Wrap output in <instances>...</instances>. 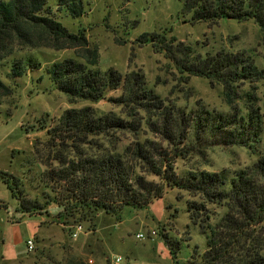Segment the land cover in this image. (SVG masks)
Here are the masks:
<instances>
[{
	"label": "trees",
	"instance_id": "trees-1",
	"mask_svg": "<svg viewBox=\"0 0 264 264\" xmlns=\"http://www.w3.org/2000/svg\"><path fill=\"white\" fill-rule=\"evenodd\" d=\"M56 1L58 10L72 18L86 13L84 0ZM183 11L192 13L193 22L253 20L264 36V0H184ZM54 15L49 0H0V65L11 59L9 79L15 83L42 68L38 59L26 55L28 51L72 50L73 57L52 62L46 69L56 88L70 104L99 103L109 92L121 90L111 101L123 110L122 116L100 113L92 106L69 108L52 120L54 126L49 125L48 145L62 149L54 157L57 165H50L42 180L54 193L52 201L60 209L57 218L63 219V230L67 233L71 225L84 221L95 230L98 214L117 219L124 208H147L167 190L177 189L178 199L187 194L189 220L205 235L207 249L202 254L194 251L190 260L180 262V242L164 231L174 264H264L259 233L264 225V95L256 94L264 70L254 58L224 50L203 54L174 37H160V45L153 44L155 51L164 53L187 81L200 77L212 87L221 85L224 102L235 112L187 111L166 104L142 70L125 75L114 69L99 70V52L85 31L70 32ZM137 41L147 44L152 39L143 34ZM245 85L249 89L244 92ZM12 94V87L0 78V98ZM242 99L245 103L239 107ZM220 133L223 144L246 147L257 160L232 172L178 169V160L201 156ZM127 134L131 141L122 145L120 135ZM0 179L21 196L18 178L0 171ZM20 206L27 214L43 209L37 202L27 206L22 198ZM184 239H190L189 230ZM65 264L89 263L75 257Z\"/></svg>",
	"mask_w": 264,
	"mask_h": 264
},
{
	"label": "rangeland",
	"instance_id": "rangeland-1",
	"mask_svg": "<svg viewBox=\"0 0 264 264\" xmlns=\"http://www.w3.org/2000/svg\"><path fill=\"white\" fill-rule=\"evenodd\" d=\"M84 3L86 13L72 18L64 10H58L56 0H49L58 22L72 33L85 31L90 45L99 52V70L114 69L122 75L142 70L149 86L166 104H175L187 111L224 115L235 112L224 102L221 85L212 87L209 80L200 77H190L187 81L186 75L180 73L164 53L155 51L153 44L160 45L162 36L167 40L174 37L203 54L221 50L243 54L254 58L264 70V36L253 20L193 22L192 13L183 11L184 0H84ZM143 34L152 42L140 44L137 40ZM26 55L38 59L42 68L30 71L15 83L7 75L11 59L6 66L0 65L1 80L13 89L12 95L0 98V171L18 178L21 191V196L19 192L14 195L0 179V264H65L75 257L89 264H111L114 255L123 257L122 264H174L162 235L164 231L180 242L177 253L180 262L190 260L194 251L204 253L207 249L205 235L198 226L191 224L188 196L181 193L183 198L178 199L177 189L167 190L162 199L147 208L126 207L117 219L100 213L94 219L95 230H90L89 223L84 221V231L77 238L58 226L63 219L57 218L59 208L52 201L54 193L49 184L43 182L42 174L50 165H57L54 157L62 148L58 144L48 145V127L56 123L53 119L57 121L65 110L74 107L92 106L100 113L123 116L122 108L111 101L121 95V90L109 92L99 103L70 104L46 69L52 62L73 57L74 51L40 49L28 51ZM257 87L256 94L262 98L264 80ZM242 89L245 92L249 86ZM244 103L242 99L237 105L240 107ZM120 137L122 145L131 141L129 134ZM223 139L220 133L211 139L212 144L201 156L178 160V169L232 172L257 160L252 150L223 144ZM21 198L27 206L37 202L43 209L31 210L29 215L21 209ZM22 214L33 215V218L40 214L51 216L42 232L47 241L42 242L39 236L37 240L33 238L35 250L31 253L27 249L31 229L26 222L19 221ZM187 230L190 232L188 240L184 239ZM259 230L264 241V225ZM150 231H156L157 235L148 236ZM138 233L145 235V239H137ZM3 255L9 260L19 258V261H7Z\"/></svg>",
	"mask_w": 264,
	"mask_h": 264
},
{
	"label": "crops",
	"instance_id": "crops-1",
	"mask_svg": "<svg viewBox=\"0 0 264 264\" xmlns=\"http://www.w3.org/2000/svg\"><path fill=\"white\" fill-rule=\"evenodd\" d=\"M59 211H60V209H59ZM59 211H57V214H58ZM27 216H29V215H27ZM25 217H26V214H22L20 216L19 221H21L23 223L26 222L28 225H30V229H31L30 239H33L37 235V236H39V238H42V242L47 241V238L42 235V232L45 229V224L51 221L50 220L51 216H47L45 214H40L36 218H33V215L29 216V217H26V218ZM58 226L61 227L62 230H63V226L61 224H58ZM3 257L7 261H15V262L19 261V258L17 260L16 259L9 260V259H6L4 255H3Z\"/></svg>",
	"mask_w": 264,
	"mask_h": 264
},
{
	"label": "built area",
	"instance_id": "built-area-1",
	"mask_svg": "<svg viewBox=\"0 0 264 264\" xmlns=\"http://www.w3.org/2000/svg\"><path fill=\"white\" fill-rule=\"evenodd\" d=\"M84 231V228L82 226V224H76L72 227H70V236L72 238H77L82 232ZM157 233L156 231H150L148 233V236H156ZM136 238L139 240L145 239V235H143L142 233H138L136 235ZM27 249L28 252L31 253L35 250V245H34V240L33 239H29L27 241ZM123 263V257H121L120 255H114L112 260H111V264H122Z\"/></svg>",
	"mask_w": 264,
	"mask_h": 264
}]
</instances>
